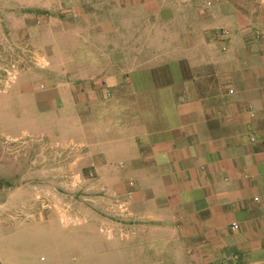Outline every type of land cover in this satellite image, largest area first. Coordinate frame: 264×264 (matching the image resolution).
<instances>
[{
    "label": "crops",
    "instance_id": "crops-1",
    "mask_svg": "<svg viewBox=\"0 0 264 264\" xmlns=\"http://www.w3.org/2000/svg\"><path fill=\"white\" fill-rule=\"evenodd\" d=\"M205 2L0 0V66H18L25 93L39 72L54 122L23 143L40 147L36 172L0 163L17 184L0 192V264H25L11 241L41 229L36 264H264V0ZM42 194L75 197L87 222L41 213ZM115 199L131 213L119 223L103 217ZM110 223L132 238H75Z\"/></svg>",
    "mask_w": 264,
    "mask_h": 264
},
{
    "label": "rangeland",
    "instance_id": "rangeland-1",
    "mask_svg": "<svg viewBox=\"0 0 264 264\" xmlns=\"http://www.w3.org/2000/svg\"><path fill=\"white\" fill-rule=\"evenodd\" d=\"M207 0L205 2L206 6ZM148 7H144L142 10V15L146 16V12H148ZM223 30V29H222ZM225 40H223V43ZM225 47L227 49L226 44L224 43L222 45V49ZM51 51V50H50ZM129 51V50H128ZM223 51V50H222ZM226 51V50H225ZM57 56H54L53 54H47V58L45 60L44 66H53L55 63ZM70 58V56H67ZM73 57V56H72ZM98 56L90 55L89 61L92 62L94 66H101L103 63H105L104 60L98 62ZM127 65H130V61L132 60L133 56L127 55ZM32 63V62H31ZM33 70H41V68L37 67L35 64H31ZM92 66V65H87ZM44 70V69H43ZM8 72H10L9 66L8 68L6 66H0V99L6 98V96L11 97L10 100L15 102V106H12L6 109L0 110V163L6 164V162L11 158L12 162L10 163L12 165V170L10 173V176L16 179L22 178V175H29L31 173H34L37 171V167L34 165V168L30 166L29 170V156H33V154L38 153L40 151V147L33 146V148L29 149L26 144H23L25 142L29 141H35V143H40V137L38 134L43 129L49 128L54 126V122H52L47 117H41L40 109L43 107V100L47 94H50V91H46V89L41 88V86H46L47 84L44 83L42 80H40L41 77L39 76V72L35 73L33 78L30 80V85L25 89L27 92H23L20 88V84L24 83V78L18 77V75L11 79L9 82L8 80ZM38 74V75H37ZM27 81V80H25ZM26 83V82H25ZM10 89V90H9ZM9 90L8 95H4L5 92ZM30 133V135H26V138L22 143L11 145L10 147H7L3 142L5 139L8 140H22L21 137H10V136H18L22 133ZM7 134V135H5ZM9 135V136H8ZM28 137L32 138V140L28 139ZM42 140V139H41ZM43 141V140H42ZM8 155V156H6ZM32 167V169H31ZM4 175V176H3ZM7 175L0 172V184L5 185V190H8L10 187L17 186L16 183L7 184L4 183L3 177ZM22 180V179H21ZM35 187L38 188L37 185ZM39 189V188H38ZM63 194V193H62ZM67 197H70V193L65 194ZM73 196V195H72ZM47 197L49 199V196L47 194ZM74 197V196H73ZM75 198V197H74ZM74 198L72 200L70 198L66 200H61L62 203H66L70 205L72 208L76 209L77 202L74 201ZM58 199V198H56ZM54 199V200H56ZM53 200V201H54ZM38 202V201H37ZM74 205V206H73ZM54 213V212H53ZM55 214V213H54ZM18 216V215H17ZM72 224H69V226H72ZM74 228H77V231L79 230L81 236L75 237L85 240H94V242H101L102 244H113V243H126L128 240L132 238L131 237H119V236H110L109 233L103 232V231H91L89 233L86 232V230L90 228H86L83 226L76 225ZM45 231L44 229L36 230V231H30L26 233L25 235H15L12 239V246L16 252L17 255H20L23 257L24 263L28 264H36L37 258L34 254L30 253L29 251H32V249L35 248V243L37 244L39 240H42L45 237ZM84 236V238H83ZM27 246V247H24ZM6 248V246H5ZM23 252V253H21ZM44 255V254H40ZM38 256V260H39Z\"/></svg>",
    "mask_w": 264,
    "mask_h": 264
},
{
    "label": "built area",
    "instance_id": "built-area-1",
    "mask_svg": "<svg viewBox=\"0 0 264 264\" xmlns=\"http://www.w3.org/2000/svg\"><path fill=\"white\" fill-rule=\"evenodd\" d=\"M220 0H207V7H212L213 5L219 3ZM221 35H228V31L223 29L219 31ZM223 50H225V48H223ZM44 57L43 56H39V57H34L32 58V63L35 64L37 67L39 68H43L44 67ZM10 72H8V82L15 78L18 73H19V68L18 66H11L9 67ZM44 86L42 85L41 88H43ZM45 89V87H44ZM21 139V138H20ZM28 139L32 140V138L28 137ZM251 141H254V138L251 137L250 138ZM22 141H24V139L18 141V140H8L5 139L4 140V144L7 147H10L11 145L14 144H18V143H22ZM33 142V141H32ZM35 142V141H34ZM44 142L41 141L40 139V144L42 145ZM75 148V145L73 144H69V145H63V146H57L56 149L59 152H71L73 151V149ZM35 160H33L34 162ZM32 162V164H33ZM34 166V164H33ZM88 179L90 180H94L96 179V177L94 176L93 173L88 175ZM130 187H134L135 184L133 182L129 183ZM5 191V186L0 184V192ZM76 192V191H74ZM74 194V193H71ZM130 196H128V200L129 201ZM128 202L126 201H121V200H113L112 204L113 206H111V208L109 210H107L106 212L103 213V217H105V219L113 221V222H120L123 221L124 219H127L130 217L131 213L128 207ZM38 204L40 207V212L45 214L49 211L54 212L58 218L61 219H69V221H72V223L75 224H83L85 222H87V217L86 216H82L81 212H79L78 210L72 208L70 205L66 204V203H62L60 199H56V200H48L46 198L45 194H42V196L39 198L38 200ZM234 230L238 229V225L234 224L232 227ZM103 232L109 233L110 236H120L123 237L126 235V232H124L123 230H120L116 225L110 223V224H106L102 227Z\"/></svg>",
    "mask_w": 264,
    "mask_h": 264
}]
</instances>
